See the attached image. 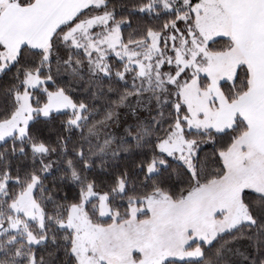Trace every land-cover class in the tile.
Wrapping results in <instances>:
<instances>
[{
  "label": "snow or ice",
  "instance_id": "snow-or-ice-1",
  "mask_svg": "<svg viewBox=\"0 0 264 264\" xmlns=\"http://www.w3.org/2000/svg\"><path fill=\"white\" fill-rule=\"evenodd\" d=\"M160 205L133 264H264V0H0V264H114Z\"/></svg>",
  "mask_w": 264,
  "mask_h": 264
},
{
  "label": "rangeland",
  "instance_id": "rangeland-1",
  "mask_svg": "<svg viewBox=\"0 0 264 264\" xmlns=\"http://www.w3.org/2000/svg\"><path fill=\"white\" fill-rule=\"evenodd\" d=\"M230 18V17H228ZM227 18V19H228ZM230 21V19H228ZM238 55V53H237ZM229 65L232 71L235 65L232 63V56L217 57L213 70L223 74L228 70ZM206 198L197 202L196 207L206 206ZM177 210L170 209L169 206H157V216L155 218H144L137 222L133 220L129 226L114 238V264H133L134 257L132 249L140 247L144 250L145 258L158 254L161 248L169 246L170 242L176 238Z\"/></svg>",
  "mask_w": 264,
  "mask_h": 264
},
{
  "label": "trees",
  "instance_id": "trees-1",
  "mask_svg": "<svg viewBox=\"0 0 264 264\" xmlns=\"http://www.w3.org/2000/svg\"><path fill=\"white\" fill-rule=\"evenodd\" d=\"M53 126H54V127H58V125H55V124H54ZM51 135H52L53 138H54L55 133H51ZM238 244H239L241 250L243 251V250H244V246H246V243H245L244 241H240V242H238ZM231 247H232L233 251H232L231 254H229V259H230V260H233V261H240L241 258H240L238 255H236V247H237V243H233V244H231Z\"/></svg>",
  "mask_w": 264,
  "mask_h": 264
},
{
  "label": "crops",
  "instance_id": "crops-1",
  "mask_svg": "<svg viewBox=\"0 0 264 264\" xmlns=\"http://www.w3.org/2000/svg\"><path fill=\"white\" fill-rule=\"evenodd\" d=\"M228 19H230V18H228Z\"/></svg>",
  "mask_w": 264,
  "mask_h": 264
}]
</instances>
